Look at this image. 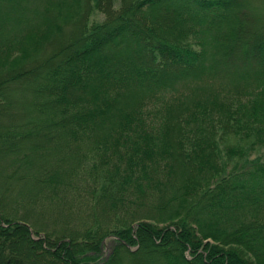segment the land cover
Instances as JSON below:
<instances>
[{
	"label": "trees",
	"instance_id": "16d2710c",
	"mask_svg": "<svg viewBox=\"0 0 264 264\" xmlns=\"http://www.w3.org/2000/svg\"><path fill=\"white\" fill-rule=\"evenodd\" d=\"M248 2L0 0V264H264Z\"/></svg>",
	"mask_w": 264,
	"mask_h": 264
},
{
	"label": "rangeland",
	"instance_id": "374dc122",
	"mask_svg": "<svg viewBox=\"0 0 264 264\" xmlns=\"http://www.w3.org/2000/svg\"><path fill=\"white\" fill-rule=\"evenodd\" d=\"M242 15L245 16V20L248 21L251 24H259L262 21H264V0H249V2L243 7ZM103 17V14L101 15ZM183 28V25H182ZM228 30V29H226ZM198 33L200 34L199 36L196 35H189L188 41L192 43L194 48L196 49H205L207 52V62H209L212 58V53L215 51L214 50V45L212 44L211 41L207 39L209 34L207 35L206 33L203 35L201 34V30H197ZM225 31V30H224ZM223 31V32H224ZM186 41V40H185ZM211 81L217 82V85L220 80H224L225 76H223L221 73L218 74L216 77H211ZM225 81V80H224ZM231 141L230 139L228 142ZM261 150H264V147L258 146L255 151H253L252 156H255L258 154ZM112 239V237H109L108 240ZM210 240H213L212 238H207ZM106 252H109L110 246L107 245L105 248ZM191 256V255H190Z\"/></svg>",
	"mask_w": 264,
	"mask_h": 264
}]
</instances>
